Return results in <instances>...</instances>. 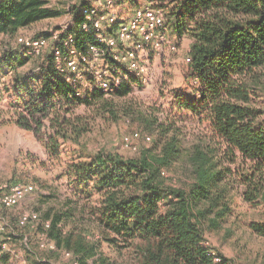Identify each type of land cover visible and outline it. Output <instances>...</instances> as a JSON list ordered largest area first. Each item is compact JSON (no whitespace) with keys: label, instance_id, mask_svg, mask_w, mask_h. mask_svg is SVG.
<instances>
[{"label":"trees","instance_id":"1","mask_svg":"<svg viewBox=\"0 0 264 264\" xmlns=\"http://www.w3.org/2000/svg\"><path fill=\"white\" fill-rule=\"evenodd\" d=\"M147 1L164 12L180 37L191 40L189 91L179 93L176 104L192 113L200 130L187 142L189 134L175 121L155 127V118L148 123L155 131L153 145L139 155L76 151L65 161L63 176L74 198L94 202L83 204L78 215L70 198L40 217L50 222L55 251L72 253L71 264H237L213 245L221 257L215 263L204 242L234 214L237 193L264 207V0ZM69 12L73 45L84 51L96 42L94 34L82 29V5ZM62 14L49 0H0V36L6 39L0 72L11 74L19 102L13 104L24 107L20 126L31 130L33 122L39 127L49 120L45 145L53 159L62 157L65 145H80L96 116L120 117L101 87L75 94L54 65V45L32 57L18 42L22 29ZM30 63L32 71H20ZM125 85L117 89L119 96L130 93ZM79 107L86 112L77 113ZM177 166L189 178L188 187L166 180ZM36 227L44 229L42 223ZM250 227L264 238V219Z\"/></svg>","mask_w":264,"mask_h":264},{"label":"rangeland","instance_id":"2","mask_svg":"<svg viewBox=\"0 0 264 264\" xmlns=\"http://www.w3.org/2000/svg\"><path fill=\"white\" fill-rule=\"evenodd\" d=\"M94 4V0H87ZM137 3H127L124 6L116 5L111 8L121 19H128L134 9L143 5L147 0H138ZM76 5L75 0H51L50 6L60 9L63 14L56 18L46 19L18 33L20 36H45L46 32L55 30L60 26L71 27L72 23L68 14L69 7ZM66 9V10H65ZM170 38L177 42V51L170 53L167 57L151 58L154 77L150 82H142L131 78L127 82L131 89L125 96H119L117 90L105 93V96L114 100L118 105L120 117L117 120H108L96 116L92 120L91 130L82 137L80 145H65V153L59 159L50 157L45 145V136L50 124L46 118V124L38 125L33 122L31 130L17 123L19 112L24 107L15 106L17 101L12 88L11 74L0 72V80L4 86L3 96L0 98V181L32 183L36 191L23 203L14 208H0L1 215L12 223H16L22 210H31L41 213L49 206L59 207L68 199L72 198L76 207V213L80 215L82 205L93 203L94 199L74 198L73 189L69 186L67 179L63 176L65 161L76 155V151L96 152L99 149L107 151H118L125 155L136 156L144 147H150L152 142L138 141L139 150L132 151L122 145V137L139 130L142 134H150L155 138V131L149 129L150 120L158 118L160 122L175 121L177 126L182 127L187 142L191 141L200 130L197 121L193 120L191 112L181 110L176 104L177 95L182 91H189L188 48L191 40L188 37H180L172 25H167ZM5 38L0 36V51L5 44ZM12 44L15 46V40ZM50 51L48 47L44 53ZM43 53V54H44ZM42 54V55H43ZM32 57H37L30 54ZM108 60L110 63L111 61ZM33 63L20 69L23 73L33 70ZM90 83L89 91L97 87L94 78H85ZM83 82V84H85ZM264 87V85H263ZM264 96V91H263ZM19 103V102H18ZM77 113H85L84 107H79ZM166 180L174 185L188 187L189 178L178 166L167 171ZM264 219V207L255 206L244 202L240 194H236L235 211L218 230L208 233L209 241L218 248L223 255L233 259L237 264H264V238L259 236L250 224L254 221ZM24 235L14 237L10 241V252L0 258V264H71L70 260L58 252L41 250L37 240L42 232L40 227L25 228ZM29 240L30 250L24 243V237ZM6 234L0 233V243L4 241ZM104 252L114 255L107 244H103ZM120 259H123L120 257Z\"/></svg>","mask_w":264,"mask_h":264},{"label":"built area","instance_id":"3","mask_svg":"<svg viewBox=\"0 0 264 264\" xmlns=\"http://www.w3.org/2000/svg\"><path fill=\"white\" fill-rule=\"evenodd\" d=\"M75 1L76 5L83 7L85 20L82 29L93 32L96 40L86 50L79 51L75 48V35L67 26L50 30L48 36H20L18 42L35 56L54 45V65L75 89L76 95L84 96L89 89L90 83L85 82L87 75L94 78L96 85L106 93L117 90L131 78L144 83L150 82L154 77L151 58H164L178 49L177 42L168 34L164 12L152 1L136 7L128 19H121L111 11L116 5L127 4L126 0H94L95 5L87 0ZM50 2L51 0L49 5ZM68 16L73 23L72 14ZM62 45L66 50L61 49ZM105 59H109L111 63ZM186 60L190 61V57H186ZM3 93L4 86L0 80V98ZM152 139V135L135 130L123 135L122 145L138 151V141L151 142ZM35 191L36 186L32 183L0 181V208L17 207ZM39 223H42L44 229L39 234L38 247L46 251L57 250L55 241L48 234L50 222L42 221L39 212L22 210L16 223L7 220L0 212V233L6 234L5 240L0 243V258L11 251L9 244L14 237L24 235L23 229L36 228ZM24 243L30 250L26 236ZM204 244L210 247L214 262H220L221 257L213 244L209 240ZM64 257L71 259L72 253L64 252ZM72 264L78 262L73 261Z\"/></svg>","mask_w":264,"mask_h":264},{"label":"crops","instance_id":"4","mask_svg":"<svg viewBox=\"0 0 264 264\" xmlns=\"http://www.w3.org/2000/svg\"><path fill=\"white\" fill-rule=\"evenodd\" d=\"M189 49H190V46H189V48H188V51H189Z\"/></svg>","mask_w":264,"mask_h":264}]
</instances>
